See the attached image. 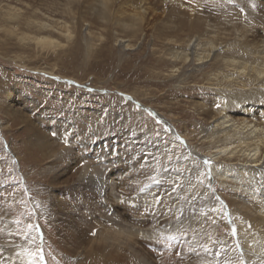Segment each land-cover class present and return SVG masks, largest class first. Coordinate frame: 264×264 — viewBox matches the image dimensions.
<instances>
[{"label": "rangeland", "instance_id": "rangeland-1", "mask_svg": "<svg viewBox=\"0 0 264 264\" xmlns=\"http://www.w3.org/2000/svg\"><path fill=\"white\" fill-rule=\"evenodd\" d=\"M191 40L217 44L215 56L173 62ZM262 41L264 0H0V264H26L23 249L37 246L46 264H81L78 233L90 239L113 215L136 228L196 213L184 232L133 238L136 251L153 264H246L231 235L237 223L224 217L234 193L200 176L186 146L205 156L218 146L202 138L210 124L200 112L226 86L208 79L232 74L218 62L225 56L252 63L243 48ZM113 170L122 208L104 185ZM142 189L154 202L135 209ZM29 223L39 231L25 234ZM111 251L93 263L137 264L129 249Z\"/></svg>", "mask_w": 264, "mask_h": 264}, {"label": "bare ground", "instance_id": "bare-ground-1", "mask_svg": "<svg viewBox=\"0 0 264 264\" xmlns=\"http://www.w3.org/2000/svg\"><path fill=\"white\" fill-rule=\"evenodd\" d=\"M37 41L44 43L48 39L40 38ZM195 42V40L188 41L186 52L178 53L175 51L170 55L171 60L184 64L188 60H193L200 66L215 56V52L218 50L217 44L208 42L206 46H200L199 42ZM243 49L246 55L253 60L252 63H242L225 56L218 62L232 74L221 77L216 74L208 79L210 85L213 86H220L221 82L225 83L226 88L220 92L222 98L220 103L208 109L201 106L196 107L199 112L203 108L200 113L209 119L210 124L207 130L202 132L204 133L202 138L213 141L218 146L206 156L200 155L190 147L186 146V149L198 159V162L202 163L204 173H210L211 180L212 178L217 180L221 188L227 187L229 190L226 191L234 193L231 199L226 198V203L228 207H231L228 219L237 223L238 227L233 241L239 256L246 261V264H264V41L255 51L252 50L253 52H247L245 48ZM242 76H245L248 82H245L244 79L243 81L240 80ZM256 83H261L262 89L256 90L254 87ZM232 87L238 91L230 92V89H227ZM246 87L249 89H245ZM220 89L218 90L220 91ZM220 158H223L224 161L219 164ZM205 159L211 161L209 166L203 164ZM122 179V173L113 170L111 176L104 182L109 196L113 199L111 206L113 209L126 203L124 196L116 194V192H120L121 188L119 186L121 183L116 181ZM144 189L136 197L135 201L139 204L134 206L135 209L143 208L145 205L154 202L150 199L153 197L151 194L153 190L146 192ZM208 193L210 194L209 191ZM216 197L218 195L213 192L210 197L212 207H216L218 204ZM232 214L236 220L233 219ZM183 217L173 223L174 225L171 223L170 227L166 224H160L161 220L155 217L149 226L147 220H142L138 222L140 225L136 228H130L127 225L126 228L125 221L118 215H113L108 218L109 224L111 223L110 227L95 224L94 230L96 232L91 231L94 233L91 235L96 239L91 236L92 239H89V235L85 231L81 236L78 233L75 247L81 249L84 259L81 264H94V258L100 259L102 256H104L103 260L110 261L114 257L112 249L116 254L129 249L133 253L130 257H134L137 264H153L151 260L150 262L142 256L141 251H136L133 238L144 239L148 242L158 241L166 235L186 231L194 224L199 223L201 219L198 213L189 216V218L185 217L184 214ZM224 240L225 242L228 241L226 238ZM226 243L229 244V242ZM11 250L9 248V251ZM128 254L131 253L128 252Z\"/></svg>", "mask_w": 264, "mask_h": 264}, {"label": "snow or ice", "instance_id": "snow-or-ice-1", "mask_svg": "<svg viewBox=\"0 0 264 264\" xmlns=\"http://www.w3.org/2000/svg\"><path fill=\"white\" fill-rule=\"evenodd\" d=\"M149 115H152V113H149ZM158 123H159V121H158ZM53 135H55V133H53ZM177 139H179V137H177ZM181 143H183V141H181ZM203 164L205 166H209L211 164V161L205 159L203 161ZM204 175H209V177H210V173L206 174L204 172H200V176H204ZM197 178L199 179V177H197ZM200 182L203 183L202 180ZM154 199H156L157 203L160 202L158 198H154ZM216 199L219 200V197H216ZM222 209H223V205H222L221 210ZM212 211H216V209H212ZM224 217L227 219V217H228L227 212H224ZM17 223H19V221ZM31 231L38 232L39 231L38 226H36L32 223L27 224V229H26L25 234H28V232H31ZM231 235L232 236L236 235V228L234 226L232 227ZM32 242L35 243V240H33ZM237 247H239V245H237ZM205 251H209V249L207 247H205ZM23 255L27 258L26 264H46L44 251H43V248L40 246H37L35 250H29L28 248L23 249ZM217 255H219V252L217 253ZM241 264H244V262L241 261Z\"/></svg>", "mask_w": 264, "mask_h": 264}]
</instances>
